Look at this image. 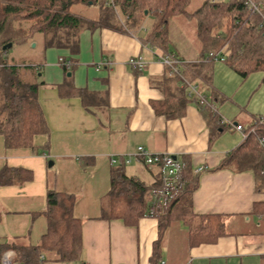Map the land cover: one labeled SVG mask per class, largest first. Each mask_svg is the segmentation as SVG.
Returning a JSON list of instances; mask_svg holds the SVG:
<instances>
[{
    "label": "crops",
    "instance_id": "crops-1",
    "mask_svg": "<svg viewBox=\"0 0 264 264\" xmlns=\"http://www.w3.org/2000/svg\"><path fill=\"white\" fill-rule=\"evenodd\" d=\"M98 16L99 12L91 19ZM149 27L131 29L123 21L115 28L83 27L74 45L61 46H46L40 33L44 52L58 53L56 62L46 65V74L37 68V77L43 73L37 95L48 134L34 136L37 152L6 148L0 135V169L7 165L32 172L28 181L0 186V245L17 240L22 245L39 243L46 231L40 212L46 207L47 190L54 189L75 195L72 213L82 221L83 264H151L159 234L155 217L144 215L135 225L122 218L100 217L110 171L117 164L110 159L133 154L141 145L151 153L176 155L192 172L203 167L196 172L198 185L191 194L190 212L208 215L212 236L217 233L209 241H190L188 225L182 219L172 221L159 237L157 264H264V188L257 190L251 170L218 168L243 139L234 125L246 126L264 115L263 72L241 76L224 61L202 65L200 42L186 51L171 48L169 38L168 50L180 61L178 74L162 62L163 55L142 41ZM59 57L73 60L74 65L65 69ZM131 57H141L145 66L136 70L128 63ZM192 70L202 76L190 77ZM181 77L215 103L225 123L211 141L197 103L187 98L181 99L182 105L177 103L179 87H185ZM66 83L71 90L64 87ZM79 90L85 101L75 93ZM124 171L148 186L159 179L156 166L134 157ZM39 261L74 264L40 257Z\"/></svg>",
    "mask_w": 264,
    "mask_h": 264
},
{
    "label": "trees",
    "instance_id": "trees-1",
    "mask_svg": "<svg viewBox=\"0 0 264 264\" xmlns=\"http://www.w3.org/2000/svg\"><path fill=\"white\" fill-rule=\"evenodd\" d=\"M188 2L189 0H0V46L8 42H23L33 32L43 34L46 46L74 45V38L83 27L115 28V23L107 22L105 18L108 16V8L113 6L119 8L127 28L140 26L144 17L149 16L151 25L142 41L155 53L167 55L171 54L167 47L168 22L174 14L181 13L196 19V36L201 44L200 64L206 65L214 61L209 53L218 54V57L222 56V61L241 76L254 71L263 72L264 83V0H204L201 7L193 11L186 9ZM79 4L98 5V18L88 19L74 13L72 8ZM5 53L6 50H0V135L6 148H31L37 152L33 144L34 136L48 134L37 95L40 85L36 81L38 67L9 64ZM69 60L71 64L65 69L74 65V61ZM188 75L202 76V73L192 70ZM64 87L72 89L69 83L64 84ZM75 93L85 101L83 91ZM175 98L180 105L186 98L197 103L209 125L210 141L219 132V128L224 127L225 123L217 112L205 104L201 105L195 98L186 96L185 87H179ZM242 127L245 136L239 145L226 154L218 168H230L235 172L251 170L257 190H260L264 188V115L255 116L248 125ZM124 166L119 160L110 171V187L102 198L100 217L122 218L128 225H135L144 215L155 217L159 234L153 244L151 264H157L159 237L172 221L182 219L188 225L190 241H209L214 238L217 233L212 236L214 230L210 229L209 216L190 212L191 194L198 185V173L192 172L186 163L183 162L180 174L182 190L170 203L163 206L161 213L153 214H149L152 210L150 192L159 185V179L148 186L138 178L128 176ZM31 178L32 172L24 168L4 165L0 169V186L21 184ZM75 200L72 193L48 189L46 207L40 212L46 219V231L39 243L22 245L17 240L15 243L0 245V251L10 249L15 256L13 262L20 261L22 264H40V254L44 256L41 261L83 264L82 221L72 213Z\"/></svg>",
    "mask_w": 264,
    "mask_h": 264
},
{
    "label": "built area",
    "instance_id": "built-area-1",
    "mask_svg": "<svg viewBox=\"0 0 264 264\" xmlns=\"http://www.w3.org/2000/svg\"><path fill=\"white\" fill-rule=\"evenodd\" d=\"M254 9H257L254 7ZM214 61H222V56L218 57V54L209 53ZM161 60L164 64L172 69V71L179 74L178 65L179 59L174 54H167L161 56ZM58 63L63 67H69L71 62L69 59L64 57L58 58ZM128 63L136 70H141L145 66V61L141 57H131L128 59ZM181 85L186 88V95L188 98H195L198 103L205 104L212 111H216V105L213 101H210L204 94L198 89L197 85L191 83L187 79L181 77ZM230 125H233L231 121H228ZM237 131L242 132L243 137L245 133L243 127L240 124L234 125ZM131 157L142 161L146 165L156 166L159 174V185L152 188L150 192V205L152 210L149 214L161 213L163 206L170 203L171 200L182 190L180 183V174L183 163L178 157L171 153H151L146 150L143 146L139 145L136 147L133 154H129L123 158L112 157L110 163L115 164L121 160L124 164H128L131 161ZM203 167L195 169V172H200ZM40 259H43V254L39 255ZM14 254L12 251H4L0 258V264H13ZM160 264H163L161 262Z\"/></svg>",
    "mask_w": 264,
    "mask_h": 264
},
{
    "label": "rangeland",
    "instance_id": "rangeland-1",
    "mask_svg": "<svg viewBox=\"0 0 264 264\" xmlns=\"http://www.w3.org/2000/svg\"><path fill=\"white\" fill-rule=\"evenodd\" d=\"M203 2L204 0H189L188 4L186 5V9L188 11H193L201 7ZM91 7L88 8L84 4H79L74 6L72 10L74 13H78L83 17L85 15L88 17V19H91L94 16H97V13L99 12V6L94 5ZM105 18L107 22L116 24H118L119 21H124V17L121 14L119 8H114L113 6L108 8V16ZM150 21V17L145 16L141 24L148 27L150 26ZM167 29L170 41L172 43L171 48L174 46L180 50L185 49L187 51L188 47L193 49L196 46H199V41L196 36L195 17H187L184 14L176 13L169 19ZM40 38L41 34L39 32H33L27 38V40L14 43L6 50L5 58L7 62L13 65H32L34 67H40V70L44 71L47 64L50 62H56L58 53L56 51H52L51 54L44 52L45 49L41 45ZM56 69L59 68L57 67ZM45 71L44 74L47 73V70ZM38 72L39 71H37L36 75ZM41 79H43V73L40 77L36 78V81L39 82Z\"/></svg>",
    "mask_w": 264,
    "mask_h": 264
},
{
    "label": "water",
    "instance_id": "water-1",
    "mask_svg": "<svg viewBox=\"0 0 264 264\" xmlns=\"http://www.w3.org/2000/svg\"><path fill=\"white\" fill-rule=\"evenodd\" d=\"M11 45H12V43H11V42H8V43H6V44H3L2 47H1V49H2V50H7ZM67 75H70V73H67ZM51 164H52V162L50 161V162L48 163V165L50 166Z\"/></svg>",
    "mask_w": 264,
    "mask_h": 264
}]
</instances>
